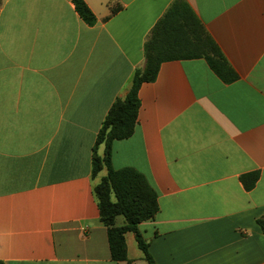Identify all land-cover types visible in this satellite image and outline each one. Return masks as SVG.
I'll list each match as a JSON object with an SVG mask.
<instances>
[{"label": "crops", "instance_id": "crops-1", "mask_svg": "<svg viewBox=\"0 0 264 264\" xmlns=\"http://www.w3.org/2000/svg\"><path fill=\"white\" fill-rule=\"evenodd\" d=\"M74 1L0 0V261L148 264L133 233L129 261L111 259L94 194L107 171L92 177L93 153L175 0H83L93 26ZM185 1L233 79L203 58L162 63L112 166L157 194L156 218L140 225L155 264H264V0Z\"/></svg>", "mask_w": 264, "mask_h": 264}, {"label": "trees", "instance_id": "trees-1", "mask_svg": "<svg viewBox=\"0 0 264 264\" xmlns=\"http://www.w3.org/2000/svg\"><path fill=\"white\" fill-rule=\"evenodd\" d=\"M75 11L89 26L96 18L83 0H75ZM145 66L137 69L131 79L130 89L123 99H117L110 108L98 133L93 153L92 177L96 178L104 169L107 174L95 186L101 221L107 229L111 259L115 262L129 261L126 234L133 233L139 250L148 264H155L149 244L140 232V225L152 221L159 211L157 194L144 175L132 168L115 170L112 166V145L115 141L129 139L135 132L141 106L139 90L144 83L157 79L161 64L167 61L205 59L212 71L223 79L222 72H229L219 49L207 35L196 13L185 0H175L164 16L151 30L144 48ZM230 73V72H229ZM231 75V74H230ZM104 146V156L98 149ZM259 173L242 176L247 191H251ZM119 216L125 225L117 226ZM264 232V217L258 219ZM0 264H5L0 261Z\"/></svg>", "mask_w": 264, "mask_h": 264}, {"label": "rangeland", "instance_id": "rangeland-1", "mask_svg": "<svg viewBox=\"0 0 264 264\" xmlns=\"http://www.w3.org/2000/svg\"><path fill=\"white\" fill-rule=\"evenodd\" d=\"M119 219H120V220H119L120 222H122V221H123V217H120Z\"/></svg>", "mask_w": 264, "mask_h": 264}]
</instances>
